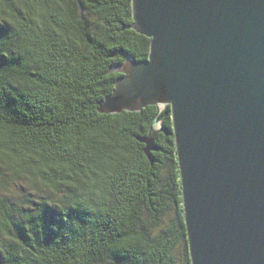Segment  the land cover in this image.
Wrapping results in <instances>:
<instances>
[{
    "label": "trees",
    "instance_id": "obj_1",
    "mask_svg": "<svg viewBox=\"0 0 264 264\" xmlns=\"http://www.w3.org/2000/svg\"><path fill=\"white\" fill-rule=\"evenodd\" d=\"M133 25L132 0H0V264L189 262L171 107L99 111L149 57Z\"/></svg>",
    "mask_w": 264,
    "mask_h": 264
},
{
    "label": "water",
    "instance_id": "obj_2",
    "mask_svg": "<svg viewBox=\"0 0 264 264\" xmlns=\"http://www.w3.org/2000/svg\"><path fill=\"white\" fill-rule=\"evenodd\" d=\"M132 13L149 57L117 67L99 111L170 106L191 263L264 264V0H132ZM138 139L151 158L156 132Z\"/></svg>",
    "mask_w": 264,
    "mask_h": 264
},
{
    "label": "flooded vegetation",
    "instance_id": "obj_3",
    "mask_svg": "<svg viewBox=\"0 0 264 264\" xmlns=\"http://www.w3.org/2000/svg\"><path fill=\"white\" fill-rule=\"evenodd\" d=\"M165 107H166V106H165ZM165 107H164V108H165ZM164 108H163V109H164ZM158 109H159V108H158ZM163 109H162V110H163ZM162 110H161V111H162ZM159 111H160V110H159ZM161 111H160V112H161ZM161 129H163V128L157 123V124L154 125L153 128L151 129V134H150V135H153L154 132H156V134H158V133L160 132ZM157 131H158V132H157ZM188 250H189V245H188ZM188 256H189V262L187 261V262H188L187 264H192V263H191V256H190V252H189V251H188Z\"/></svg>",
    "mask_w": 264,
    "mask_h": 264
}]
</instances>
